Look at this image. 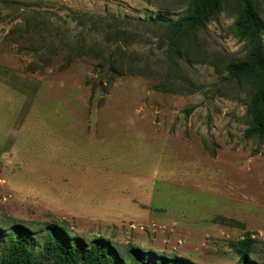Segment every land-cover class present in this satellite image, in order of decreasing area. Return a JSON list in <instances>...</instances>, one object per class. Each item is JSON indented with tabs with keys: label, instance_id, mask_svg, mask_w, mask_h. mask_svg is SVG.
<instances>
[{
	"label": "rangeland",
	"instance_id": "rangeland-1",
	"mask_svg": "<svg viewBox=\"0 0 264 264\" xmlns=\"http://www.w3.org/2000/svg\"><path fill=\"white\" fill-rule=\"evenodd\" d=\"M14 1L35 34L0 7V223L193 264H233L249 232L264 264V138H244L255 79L224 70L250 51L238 0L178 50L154 19L190 0Z\"/></svg>",
	"mask_w": 264,
	"mask_h": 264
},
{
	"label": "trees",
	"instance_id": "trees-1",
	"mask_svg": "<svg viewBox=\"0 0 264 264\" xmlns=\"http://www.w3.org/2000/svg\"><path fill=\"white\" fill-rule=\"evenodd\" d=\"M224 0H190L186 4L185 14L175 20H168L160 14L156 22L166 23L170 29V45L178 50L181 39L193 31L204 27L221 11ZM20 5L14 0H0V7L14 10L15 20H21L19 27L27 36H33L35 29H28L26 9L20 11ZM27 7V5H24ZM15 28V27H14ZM17 28V26H16ZM238 37L247 42L250 51L245 59L228 63L224 70L229 78L255 79V90L249 102L250 120L244 131L245 139L264 138V43L262 34L264 21L250 0H238V14L234 23ZM19 29V28H18ZM13 29L10 30L13 33ZM22 39H26L21 37ZM22 42V40L20 39ZM19 51L28 52L30 46L19 43ZM33 54L39 58H47L52 54L48 47L34 48ZM232 225L233 222L225 221ZM243 226V225H242ZM36 234L28 228L9 222L0 223V238L7 240L5 253L0 256V264H193L175 256H161L151 251L129 248L121 254L110 242L101 237L83 239L72 236L70 231L57 224L44 225ZM36 242L39 245H36ZM40 247V255H36L32 245ZM254 238L247 236L230 243L233 264H259L254 256Z\"/></svg>",
	"mask_w": 264,
	"mask_h": 264
}]
</instances>
